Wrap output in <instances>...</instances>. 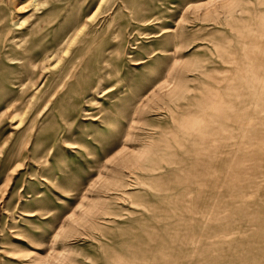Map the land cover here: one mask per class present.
<instances>
[{
  "label": "rangeland",
  "instance_id": "obj_1",
  "mask_svg": "<svg viewBox=\"0 0 264 264\" xmlns=\"http://www.w3.org/2000/svg\"><path fill=\"white\" fill-rule=\"evenodd\" d=\"M232 1L0 0V264H264V0Z\"/></svg>",
  "mask_w": 264,
  "mask_h": 264
},
{
  "label": "bare ground",
  "instance_id": "obj_2",
  "mask_svg": "<svg viewBox=\"0 0 264 264\" xmlns=\"http://www.w3.org/2000/svg\"><path fill=\"white\" fill-rule=\"evenodd\" d=\"M213 1V0H212ZM216 1V0H215ZM218 1H220L219 2V5H218V7H220V8H223L224 9V11H225V13H227V14H231L232 13V11L234 10V5H235V3L232 1V0H218ZM31 2H32V0H31ZM30 5V4H29ZM32 5V4H31ZM207 7V6H206ZM217 8V7H216ZM220 18V17H219ZM23 22H18V21H15V22H13L12 24H13V26H19V25H21ZM79 32H80V30H79ZM6 39V38H5ZM7 40V39H6ZM5 42V41H4ZM4 47V46H3ZM29 52V50L27 49V48H22V49H20V54H21V56H20V59L22 60L23 59V65H24V67H26V68H28L27 67V64H28V62L29 63H34V62H37L38 61V58H33L32 56H30V54L28 53ZM51 56L52 55H48V56H43V57H41V61H42V63L44 64L45 62H48L50 59H51ZM43 59V60H42ZM16 61H14V62H11V63H15ZM45 65H43V68H45L44 67ZM179 89V85H173L171 88H170V90L168 91V94H171V93H173L174 91H176V90H178ZM8 110V109H7ZM14 118V117H13ZM12 118V119H13ZM29 128V127H28ZM95 206H96V204H93V205H91V206H89L87 209H85V213H86V215H90V214H92L93 213V209L95 208ZM71 262V261H70Z\"/></svg>",
  "mask_w": 264,
  "mask_h": 264
}]
</instances>
